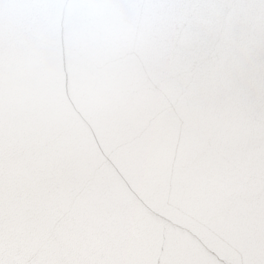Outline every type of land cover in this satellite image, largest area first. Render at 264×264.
Returning a JSON list of instances; mask_svg holds the SVG:
<instances>
[{"label": "water", "instance_id": "obj_1", "mask_svg": "<svg viewBox=\"0 0 264 264\" xmlns=\"http://www.w3.org/2000/svg\"><path fill=\"white\" fill-rule=\"evenodd\" d=\"M169 2L156 31L134 0H117L92 29L70 10L5 21L14 126L36 180L60 184L36 188L28 207L35 219L53 202L71 208L57 238L39 240L53 260L103 252L108 264H219L210 249L225 264H250L264 244V0L211 12ZM117 45L146 57L143 83L112 63ZM140 107L159 121L133 156L114 157L129 192L98 169L91 133L112 150Z\"/></svg>", "mask_w": 264, "mask_h": 264}, {"label": "snow or ice", "instance_id": "obj_2", "mask_svg": "<svg viewBox=\"0 0 264 264\" xmlns=\"http://www.w3.org/2000/svg\"><path fill=\"white\" fill-rule=\"evenodd\" d=\"M122 5L117 0H0V264H108L106 254L93 253L89 259L59 256L51 259L41 246L42 233L56 239L58 230L65 224L71 208L63 207L58 201L51 204L49 213L42 219H35L28 207L38 187H46L51 193H58L60 184L54 179L37 181L32 172L33 161L29 150L20 142L19 130L14 126L5 91V68L10 50L6 39L5 21L13 12H31L55 19L66 10L83 15L89 20L88 28L97 26L102 16ZM144 16L145 26L150 31L161 28V13L169 8V0H134L132 5ZM225 0H191L188 7L211 12L225 7ZM253 11L261 8L253 4ZM112 63L124 70L134 71L143 83L149 68L146 57L135 46H114L110 51ZM65 96L71 103L69 74L65 69ZM75 108V105H72ZM159 121V116L145 107L136 110L132 119L118 131L115 147L106 151L92 132L95 143L96 163L100 171H106L111 180L132 192V185L126 175L127 169L118 164L114 157L125 152L129 157L146 143ZM75 191V189H73ZM178 196V192H169ZM219 264H225L215 252L205 249ZM250 264H264V244L256 249Z\"/></svg>", "mask_w": 264, "mask_h": 264}]
</instances>
